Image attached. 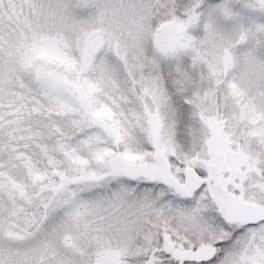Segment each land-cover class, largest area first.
<instances>
[{
  "label": "snow or ice",
  "instance_id": "snow-or-ice-1",
  "mask_svg": "<svg viewBox=\"0 0 264 264\" xmlns=\"http://www.w3.org/2000/svg\"><path fill=\"white\" fill-rule=\"evenodd\" d=\"M0 264H264V0H0Z\"/></svg>",
  "mask_w": 264,
  "mask_h": 264
}]
</instances>
